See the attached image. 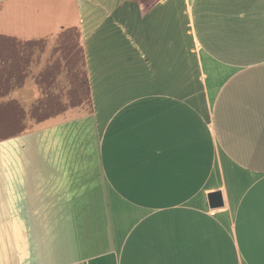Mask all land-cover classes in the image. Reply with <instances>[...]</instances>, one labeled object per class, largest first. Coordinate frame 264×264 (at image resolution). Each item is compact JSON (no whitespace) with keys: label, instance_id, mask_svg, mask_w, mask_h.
Listing matches in <instances>:
<instances>
[{"label":"crops","instance_id":"obj_1","mask_svg":"<svg viewBox=\"0 0 264 264\" xmlns=\"http://www.w3.org/2000/svg\"><path fill=\"white\" fill-rule=\"evenodd\" d=\"M0 36V264H264V0H0Z\"/></svg>","mask_w":264,"mask_h":264},{"label":"rangeland","instance_id":"obj_2","mask_svg":"<svg viewBox=\"0 0 264 264\" xmlns=\"http://www.w3.org/2000/svg\"><path fill=\"white\" fill-rule=\"evenodd\" d=\"M18 42L21 41L7 36H0V137L6 136L7 134L17 130L15 129L13 131H10L6 126L2 124L3 121H7L9 116L11 115L16 119H19L13 114H18L20 117L22 116L21 112L19 111V108L14 106L13 100L6 98L5 96L8 90L12 87V84L8 82V74L10 72L14 73V69H15V66L14 67L13 65L8 66L6 62L8 57L7 53L9 51L13 53L14 48L10 49L9 51L7 50V48H12L9 47V45L13 46L16 45V43ZM36 116L37 114L34 115V117Z\"/></svg>","mask_w":264,"mask_h":264},{"label":"water","instance_id":"obj_3","mask_svg":"<svg viewBox=\"0 0 264 264\" xmlns=\"http://www.w3.org/2000/svg\"><path fill=\"white\" fill-rule=\"evenodd\" d=\"M208 202L210 207H219L222 205V198L220 192H212L208 194Z\"/></svg>","mask_w":264,"mask_h":264},{"label":"built area","instance_id":"obj_4","mask_svg":"<svg viewBox=\"0 0 264 264\" xmlns=\"http://www.w3.org/2000/svg\"><path fill=\"white\" fill-rule=\"evenodd\" d=\"M156 2H160V3H162V2H166V1H168V0H155Z\"/></svg>","mask_w":264,"mask_h":264}]
</instances>
